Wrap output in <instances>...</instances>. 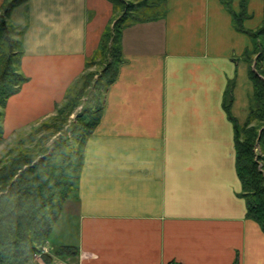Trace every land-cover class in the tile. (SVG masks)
<instances>
[{
	"label": "crops",
	"instance_id": "obj_1",
	"mask_svg": "<svg viewBox=\"0 0 264 264\" xmlns=\"http://www.w3.org/2000/svg\"><path fill=\"white\" fill-rule=\"evenodd\" d=\"M228 1L240 10L242 0ZM245 6L243 25L256 30L264 0ZM161 13L122 32L123 63L84 146L72 203L76 255L60 259L264 264V234L246 217L224 107L231 86L230 114L246 121L253 88L244 53L254 42L235 29L223 0H165ZM112 14L108 0H27L12 10L10 22L24 28L28 81L7 101L5 134L53 115ZM256 42L264 49V36Z\"/></svg>",
	"mask_w": 264,
	"mask_h": 264
},
{
	"label": "trees",
	"instance_id": "obj_2",
	"mask_svg": "<svg viewBox=\"0 0 264 264\" xmlns=\"http://www.w3.org/2000/svg\"><path fill=\"white\" fill-rule=\"evenodd\" d=\"M26 1L7 0L0 9V145L5 135L7 101L28 81L21 68L24 28L9 19L12 10ZM108 1L113 6L112 20L86 60L83 73L70 84L62 102L55 104L56 115L20 130L0 156V264H26L48 243L64 202L77 193L84 146L99 124L104 94L123 63L122 32L130 24L161 15L165 4V0ZM223 3L235 29L254 42V48L244 53L253 88L246 121L239 124L230 114L231 86L224 107L233 124L235 167L246 217L256 222L264 234V49L256 42L264 36V19L256 30L246 29V0L241 1L238 12L229 7L228 0ZM89 90L93 96L87 107L76 112L75 121L69 122ZM76 250L60 246L53 255L43 253L41 259L51 264L54 257H71Z\"/></svg>",
	"mask_w": 264,
	"mask_h": 264
},
{
	"label": "rangeland",
	"instance_id": "obj_3",
	"mask_svg": "<svg viewBox=\"0 0 264 264\" xmlns=\"http://www.w3.org/2000/svg\"><path fill=\"white\" fill-rule=\"evenodd\" d=\"M156 2L157 1L154 0V3H156ZM154 7H155V5L152 6L151 9ZM148 12L150 13L151 11H148ZM144 13L145 12H142L143 15H144ZM92 69H94V68H92ZM88 71H89V69H88ZM92 96H93L92 91L89 90L86 93V95L83 97L82 103L75 110V113L69 117L70 118L69 122L75 121L76 112H80V111L84 110L85 107H87L88 103L90 102ZM54 115H56L55 111H54L52 116H54ZM26 129H28V127ZM5 132L6 131H4V133ZM18 132L19 131H17V132L15 131L14 133L12 132V133L4 135V141L0 145V156L7 150V148L10 145L12 138ZM48 146H50V142L46 143V147H48ZM74 196L75 195H71L64 202L63 209L59 215V218L52 228L51 234H50L49 239H48V243H46L44 246L41 247L40 254L35 255V257L26 264H44V262L41 259V255L43 254L42 253L43 248L48 249V252L45 254L53 255L54 250L59 248L60 246H66V245L73 246L76 244V242H77V231H76V223H75L76 219H75L74 208H73V204H72L74 201ZM53 260L55 262H52L51 264H64L63 259L54 257Z\"/></svg>",
	"mask_w": 264,
	"mask_h": 264
},
{
	"label": "built area",
	"instance_id": "obj_4",
	"mask_svg": "<svg viewBox=\"0 0 264 264\" xmlns=\"http://www.w3.org/2000/svg\"><path fill=\"white\" fill-rule=\"evenodd\" d=\"M48 252V249H46V248H43V251H42V253H47Z\"/></svg>",
	"mask_w": 264,
	"mask_h": 264
}]
</instances>
